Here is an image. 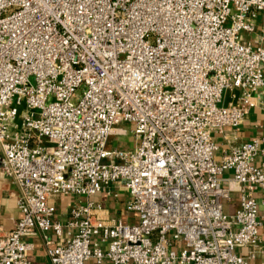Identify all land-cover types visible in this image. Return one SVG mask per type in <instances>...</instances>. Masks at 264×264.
<instances>
[{
	"label": "built area",
	"instance_id": "obj_1",
	"mask_svg": "<svg viewBox=\"0 0 264 264\" xmlns=\"http://www.w3.org/2000/svg\"><path fill=\"white\" fill-rule=\"evenodd\" d=\"M261 19L264 0H0V176L21 212L0 264H31L38 235L51 264L256 259L264 132L220 159L214 139L264 108ZM123 124L139 144L109 148ZM117 183L135 224L93 199Z\"/></svg>",
	"mask_w": 264,
	"mask_h": 264
},
{
	"label": "crops",
	"instance_id": "obj_2",
	"mask_svg": "<svg viewBox=\"0 0 264 264\" xmlns=\"http://www.w3.org/2000/svg\"><path fill=\"white\" fill-rule=\"evenodd\" d=\"M264 22L259 20L257 32H260ZM246 40L253 39L252 35L244 34ZM227 94L224 104L231 102ZM260 99L264 101V88L258 93ZM128 131L125 137L130 134L128 128L121 127ZM264 132V108L258 107L249 113L244 124L239 130L227 129L224 134L216 135L220 147V151L217 153V158L220 159L224 150L236 149L242 146L245 142H248ZM118 137V136H115ZM115 137H112L111 140ZM111 140L109 142V148L111 147ZM114 147H118L115 145ZM130 150V149H129ZM262 158L257 159V164L261 163ZM19 195L18 187L8 178L0 176V236L11 231L15 223L20 219L21 212L18 209L17 199ZM128 195L123 184H114L112 186V193L104 192L96 195L93 199L100 203L104 208L103 216L110 221L122 219L127 224H135L139 220V216L135 213L128 212L126 210V201ZM256 198L259 204V213L261 217H264V193H256ZM56 203L58 212L56 219L66 220L69 216V208L71 198L69 197H56L53 199ZM239 195L235 193L232 199L225 204V211L229 215H233L239 207ZM262 241L258 250L256 259L248 260V264H264V224L261 230ZM56 244L62 243L63 239L57 238L52 235ZM27 241L33 245L32 250L29 252V260L31 264H51L50 256L48 255V247L45 245L40 235L28 238ZM240 255L248 257L250 249H238ZM88 264H98L91 260ZM102 264H111L109 260H104Z\"/></svg>",
	"mask_w": 264,
	"mask_h": 264
},
{
	"label": "rangeland",
	"instance_id": "obj_3",
	"mask_svg": "<svg viewBox=\"0 0 264 264\" xmlns=\"http://www.w3.org/2000/svg\"><path fill=\"white\" fill-rule=\"evenodd\" d=\"M122 126L128 128V130H131V126L129 124H123ZM214 141L217 145H219L217 139H214ZM135 144L137 146L139 143L135 140V138H133L132 135H128L125 137L118 136L111 140V147L117 145L122 150L133 149L135 147Z\"/></svg>",
	"mask_w": 264,
	"mask_h": 264
}]
</instances>
